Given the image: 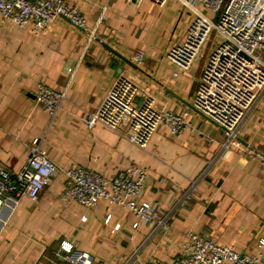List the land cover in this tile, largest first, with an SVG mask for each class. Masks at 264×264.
Instances as JSON below:
<instances>
[{
    "label": "crops",
    "instance_id": "obj_1",
    "mask_svg": "<svg viewBox=\"0 0 264 264\" xmlns=\"http://www.w3.org/2000/svg\"><path fill=\"white\" fill-rule=\"evenodd\" d=\"M66 1L81 10L102 43H87L89 30L63 16L38 35L29 25L0 20V163L16 173L28 155L26 144L43 136L60 169L36 201L22 198L13 210L2 209L0 264H71L61 242L71 245V253H90L91 264H130L132 255L164 264L178 256L190 231L238 251L260 250L264 257V245L257 246L264 239V162L258 154L264 155V104L240 130L247 148L224 153L222 129L192 108L190 129L174 136L160 126L142 148L122 135L125 123L117 131L99 123L88 129L85 112L95 110L121 76L135 85L136 104L150 101L156 110L173 112L190 107L204 59L172 76L175 67L164 52L183 40L193 16L179 0L161 6L152 0ZM138 48L146 51L142 62L130 58ZM38 82L68 87L53 119L35 102ZM130 164L147 170L140 200L167 214L166 226L140 223L104 201L85 207L63 194V170L70 165L111 178ZM198 177L194 197L180 205L189 179Z\"/></svg>",
    "mask_w": 264,
    "mask_h": 264
},
{
    "label": "built area",
    "instance_id": "obj_2",
    "mask_svg": "<svg viewBox=\"0 0 264 264\" xmlns=\"http://www.w3.org/2000/svg\"><path fill=\"white\" fill-rule=\"evenodd\" d=\"M152 1L160 6L166 2ZM179 1L193 16L183 40L165 50L164 57L175 67L173 77L204 59L191 106L173 112L156 110L150 101L136 104L135 85L129 78L121 76L114 81L100 105L85 112L83 121L88 129L99 123L115 131L125 123L126 131L122 135L142 148L160 126L174 136L190 129L191 124L186 119L192 108L222 129L223 153L231 148L245 149L247 147L239 140L240 130L250 113L264 104V0ZM60 16L84 31L89 30L81 10L66 0H0V20L18 27L29 25L34 35ZM93 41L103 42L94 28L87 33V43ZM145 54L144 49L138 48L130 53V58L142 62ZM67 88L53 89L42 82L36 84L35 102L50 119L57 115L67 98ZM43 138L34 137L26 144L28 155L16 173H11L0 163V214L4 207L13 210L22 198L36 201L60 172L48 157ZM63 175L64 196L85 207H95L104 201L127 209L140 223L155 228L167 225V214H159L149 202L140 200L148 176L147 170L140 165L123 166L111 178L80 165L66 167ZM199 179H189L177 199L180 205L185 206L192 200ZM117 228L115 225L114 229ZM263 245L261 238L257 246L261 249ZM71 248L68 243L60 244L71 264H91L90 253H71ZM128 262L159 264L140 260L136 255ZM164 264H264V257L260 250L254 254L238 251L231 245L219 244L190 231L178 256Z\"/></svg>",
    "mask_w": 264,
    "mask_h": 264
},
{
    "label": "water",
    "instance_id": "obj_3",
    "mask_svg": "<svg viewBox=\"0 0 264 264\" xmlns=\"http://www.w3.org/2000/svg\"><path fill=\"white\" fill-rule=\"evenodd\" d=\"M115 52V51H114ZM116 53V52H115ZM120 58H122L123 60L127 61L123 56L119 55L118 53H116ZM258 154L260 155V157L264 160V155H262L261 153L258 152Z\"/></svg>",
    "mask_w": 264,
    "mask_h": 264
}]
</instances>
